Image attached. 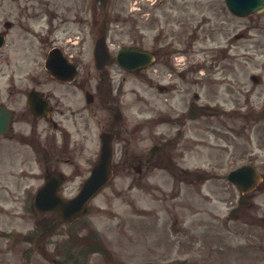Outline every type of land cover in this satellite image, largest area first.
<instances>
[{"label":"flooded vegetation","instance_id":"1","mask_svg":"<svg viewBox=\"0 0 264 264\" xmlns=\"http://www.w3.org/2000/svg\"><path fill=\"white\" fill-rule=\"evenodd\" d=\"M165 1L156 0L149 6V0H0V123L6 127L0 133V173L4 198L21 204L17 205L19 213L31 211L29 204L51 176L66 178L65 183L58 181L55 185L56 195L75 197L101 159L105 134L113 142L112 184L117 185V176L129 180L130 193L124 195L128 201H133L132 192L137 190L145 193L147 200L195 196L199 193L197 186L217 179L213 170L225 167L223 154L229 146V135H233L229 114L218 103L226 104L229 85L236 91L234 96L241 99L253 95L264 80L256 75L252 86H233L228 81V67L220 65L218 56L194 45L180 46L172 40L163 43L165 29L158 31L157 44L150 45L146 35L134 40L148 32L149 24L161 23ZM112 25L131 26L133 40L121 44L110 39L115 31ZM70 26L78 29L71 32ZM86 38L93 42L90 52L71 49L69 42L85 43ZM99 40L107 47L106 59L96 57ZM254 45L263 49L264 41ZM123 48L147 51L154 63L134 72L124 70L116 62ZM51 52L56 59L62 57L63 67H59L63 72L71 69L77 73L74 81L69 82L64 74L60 80L46 68ZM84 52L92 59L86 73ZM157 65L166 69V74L153 73ZM117 72L143 74L146 84L157 87L162 96L169 95L162 98L155 119L130 126L122 102L125 78H117ZM257 96L261 111L254 116L256 124L247 123L245 115L244 131L236 132L237 136L252 129L264 132V88ZM152 123L160 128L157 143L138 151L135 144L149 139ZM90 149L93 151L87 154ZM205 154H210L212 164L197 165L199 156ZM158 178L163 183H158ZM220 178L225 179L222 175ZM165 182L175 189L167 191ZM252 195L240 196L251 200ZM240 214L247 218L246 225L260 222L259 217L247 215L245 208L237 209L235 219ZM95 248V255L111 259L108 244Z\"/></svg>","mask_w":264,"mask_h":264},{"label":"rangeland","instance_id":"2","mask_svg":"<svg viewBox=\"0 0 264 264\" xmlns=\"http://www.w3.org/2000/svg\"><path fill=\"white\" fill-rule=\"evenodd\" d=\"M123 3H127L126 0ZM149 6H152V2ZM163 6L165 17H161L160 24L146 26L148 32L141 31L134 38L131 26L112 25L115 31L110 39L129 44L131 40H140L146 35L150 45L157 44L160 42L158 31L165 29L163 43L172 40V44L179 43L180 46L194 45L195 49L210 50L213 56H218L220 65L228 67L229 82L233 86H252L250 76L253 74L260 75L264 80V48L254 45L264 41V13L239 18L228 11L224 0H166ZM201 19L202 23L199 22ZM256 23H259L258 26H254ZM69 29L73 32L78 28L70 26ZM241 34H244L243 38L236 40L235 36ZM69 45L71 49H89L90 52L93 42L86 38L85 43ZM83 59L86 73L92 59L86 52ZM210 65L215 66L216 63L211 62ZM154 69L156 71L152 72L156 75L167 72L160 65ZM149 73L145 72L146 75ZM115 75L119 79L125 78L122 102L127 107L130 126L134 127L139 121L155 119L159 105L162 106V98L169 95L162 96L155 87L146 84L143 74L117 72ZM210 86L213 88L215 85ZM228 88L229 98L226 104L219 103V106L229 114V130L233 135H229V146L223 154L225 167L213 170L217 179L197 186L199 193L195 196L183 195L174 201L168 198L165 201L147 200L145 193L137 190L132 192L133 201H128L124 195L130 193L129 180L117 176V185L111 184L103 189L91 202L87 211V215H91L84 217L97 223L105 242L112 249L111 259L105 260L101 255H94L91 264H264V182L252 195L250 209H245L247 215L259 217V223L255 221V225H246L244 222L247 218L242 214L233 221L226 215L229 209L238 205L240 198V192L226 180L227 172L234 166L252 162L264 177V132L259 134L252 129L241 136L236 135V132L244 131L242 124L245 123V115L249 118L247 123L256 124L254 116L261 111L257 94L264 84L257 87L253 95L241 99L234 96L236 91L230 85ZM210 120L216 123L215 119ZM159 131L160 128L152 123L149 139L137 141L136 149L151 148L157 143ZM89 139L92 141L93 137ZM218 145L215 144L219 148ZM92 151L90 149L87 154ZM213 153L216 157L217 152ZM212 162L210 154H205L202 158L199 156L197 165L204 163L208 167ZM221 175L225 179L220 178ZM157 181L163 183L159 178ZM165 183L167 191L175 189L173 185ZM71 187L76 190V186ZM4 195L0 192V264H60L57 256L61 257L62 252H67V245L61 246L59 241V250L54 255L55 237L52 246L48 245L46 249L47 253L53 251L51 258L56 262L46 258L42 248H36L32 262L24 261L27 256L21 249L27 246L21 244L18 233L26 232L32 224L29 219L21 218L17 203L5 199ZM100 208H103L102 212ZM94 211L97 213L94 214ZM74 226L72 224L70 228ZM69 253H72L71 250Z\"/></svg>","mask_w":264,"mask_h":264},{"label":"water","instance_id":"3","mask_svg":"<svg viewBox=\"0 0 264 264\" xmlns=\"http://www.w3.org/2000/svg\"><path fill=\"white\" fill-rule=\"evenodd\" d=\"M228 8L238 16H248L254 13L264 11V0H225ZM53 57V55H51ZM97 57L106 59L105 47L97 44ZM152 57L142 51L125 49L118 55V62L127 70H134L139 66L150 63ZM58 61L47 62V67L53 71V74L60 76L61 69L57 66ZM67 64V63H66ZM70 80L76 76V72H69ZM112 159V147L110 141L104 140L102 162L97 166L90 180L84 186V189L75 201L70 202V215L65 214L64 217H72L84 207L85 203L99 190L104 184V180L109 177L110 164ZM230 180L240 187L243 191L254 188L261 181V176L252 166H245L230 175ZM46 202L38 199L37 204H45Z\"/></svg>","mask_w":264,"mask_h":264}]
</instances>
